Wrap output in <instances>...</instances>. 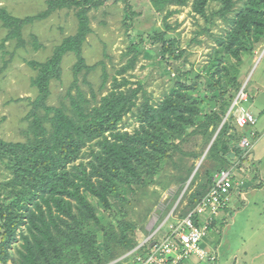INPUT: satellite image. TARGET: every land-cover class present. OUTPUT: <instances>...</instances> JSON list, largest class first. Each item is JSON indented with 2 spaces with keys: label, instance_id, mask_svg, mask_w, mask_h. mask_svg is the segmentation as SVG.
Segmentation results:
<instances>
[{
  "label": "rangeland",
  "instance_id": "obj_1",
  "mask_svg": "<svg viewBox=\"0 0 264 264\" xmlns=\"http://www.w3.org/2000/svg\"><path fill=\"white\" fill-rule=\"evenodd\" d=\"M93 1L94 7L87 10L91 33L83 46L84 64L89 70L83 69L75 79L73 66L77 62L76 57L70 53L64 55L60 64V78L50 81V95L46 104L58 106L66 101L64 96L67 90L77 80V87L90 100L91 107L95 106L106 95L110 78L135 57L134 69L127 71L124 77L142 85L149 99L146 103L158 107L165 98L178 92L181 85H187L193 89L189 102L196 104L200 112L192 119V124L182 125L178 132L164 136L169 150L166 157L157 163L154 177L128 189L120 186L108 212L89 198L100 225L85 223L83 228L94 235L93 246L98 257L85 263L79 255L75 258L71 251H67L64 253L66 256L61 258L67 259V263L63 264H136L138 247L157 232L153 240L159 241L172 218H182L191 211L190 200L204 191L211 178L223 168L221 161L226 162V166H239L248 171V177L245 175L241 180L255 176L253 168L256 169V163H252L256 154L254 145L250 151L240 154L228 150L230 148L225 153H211L210 149L229 116L228 132L244 134L245 130H241L236 123V116L247 112L246 106L252 104V98L248 95L255 75L264 67V38L260 44L251 45L250 56H247L248 52L239 60L228 57L217 43L231 30L230 21L246 0H233V12L225 18L216 14L221 7L220 2L209 0L206 19L193 11L194 0H188L185 7L169 5L164 11L154 8L151 0ZM0 8H5L15 17L24 18L45 11L46 5L45 0H0ZM169 11L175 13L165 23L163 19ZM76 12L77 8L60 9L47 19L29 24L22 29L20 40L7 39L9 31L0 23V141L25 144L30 138L28 127L33 120L38 92L32 86L37 72L29 63L45 62L54 47L75 34ZM165 24L169 28H165ZM159 34L173 44L175 56H178L176 60L161 58L160 44L153 45ZM33 42L39 45L38 49H34ZM104 68L109 79L102 90ZM242 87L246 88L242 91L247 97L241 99L233 109ZM74 89L72 87V93ZM93 97L96 99L92 100ZM220 103L226 105L221 108L222 111ZM143 104L144 100L140 97L136 106L117 123V132L134 135L143 125ZM216 112L222 115L220 124L210 120ZM93 145V142L87 144L80 152V158L67 167L70 169L72 165L89 162ZM257 150L258 156L261 155L260 169L264 177V139L257 145ZM5 155L0 159V203L9 200L11 187H16L12 180L16 160L9 154ZM254 185L252 182V189L244 190L245 199L236 194L231 196L227 209L217 217L204 240L208 247H220L221 259L218 264H264V191L261 186ZM16 190L20 193L21 187ZM19 204L25 207L29 201H20ZM4 206L8 208L0 210L1 225L6 222L10 211L19 212L17 225L13 224L14 239L9 245V253L16 257V250L22 243L20 234L25 233V210L21 206L20 209L10 208L9 201ZM114 232L127 234L136 244L122 251L112 241ZM0 264L13 262L7 259Z\"/></svg>",
  "mask_w": 264,
  "mask_h": 264
},
{
  "label": "trees",
  "instance_id": "obj_2",
  "mask_svg": "<svg viewBox=\"0 0 264 264\" xmlns=\"http://www.w3.org/2000/svg\"><path fill=\"white\" fill-rule=\"evenodd\" d=\"M218 1L221 7L217 15L225 18L233 12V0ZM208 2L194 0L193 11L206 19ZM187 3L188 0H151L152 6L158 11H164L169 5L185 7ZM45 5V11L24 18L15 17L5 8H0V23L9 31L7 39L17 40L21 39V31L25 26L47 19L57 10L77 8L75 34L54 47L45 62L29 63L37 72L32 79V86L38 92L33 120L28 127L30 138L25 144L0 141V159L2 155L9 154L16 160L15 176L12 179L16 187H11L9 193L13 200L0 203V210L8 208L4 206L7 201L10 208L18 209L20 201H29L25 207L21 206L25 210V233L20 234L22 243L16 250V257L9 253V245L14 239L13 224L18 221L19 212L10 211L6 222L0 224L2 263L11 259L13 264H63L67 263V259L61 258L66 256L64 253L67 251H71L75 258L79 255L85 263L98 257L93 246L94 235L83 228L85 223L100 225L96 209L89 198L97 201L104 211H110L111 200L117 196L120 186L124 185L128 189L155 176L157 163L166 157L169 150L164 136L178 132L182 125L192 124V119L200 115L196 104L189 102L193 89L187 85H181L178 92H173L174 95L165 98L158 107L146 103L149 99L142 85L124 77L127 71L134 69L135 57L110 78L106 95L95 106L91 107L90 100L77 87V80L67 90L64 96L66 101L58 106L47 105L50 81L60 78V64L64 55L70 53L76 57L77 62L73 66L75 79L83 69L89 70L84 64L83 46L91 33L87 10L94 7L95 1L45 0ZM174 13L167 12L164 22ZM230 22L231 30L223 40H217L222 52L234 60H239L248 52L247 56H250L251 45L260 44L264 38V0H246ZM165 28H169L167 24ZM34 43L36 50L39 45ZM156 44H160L162 59L178 58L172 48L173 44L165 41L163 34L156 36L153 45ZM105 70L101 81L102 90L106 88L109 79ZM72 87L75 88L74 93ZM140 97L144 100L143 125L132 136L126 132H117V123L136 106ZM222 98L224 100V95ZM225 106L221 104L220 111ZM217 113L210 120L220 124L223 118ZM229 118L221 126L210 149L211 153H225L227 148L238 154L243 152L238 146L242 134L228 132ZM92 142L93 150L89 152L91 160L72 165L69 169L67 166L78 160L82 149ZM221 162V169L230 167L226 166V162ZM211 186L212 180L204 191L193 196L190 200L191 209ZM17 187H21L20 193ZM112 241L122 251L136 244L132 237L120 232L112 233Z\"/></svg>",
  "mask_w": 264,
  "mask_h": 264
},
{
  "label": "built area",
  "instance_id": "obj_3",
  "mask_svg": "<svg viewBox=\"0 0 264 264\" xmlns=\"http://www.w3.org/2000/svg\"><path fill=\"white\" fill-rule=\"evenodd\" d=\"M244 98L242 91L233 108ZM255 122L249 112L236 116L239 128L253 126ZM238 146L242 151L251 147L247 139H242ZM237 171L236 166H230L217 172L212 178V186L186 216L172 218L159 241L153 240L158 232L143 241L135 256L136 264H218L217 249L206 246L204 240L220 212L228 207L237 184Z\"/></svg>",
  "mask_w": 264,
  "mask_h": 264
},
{
  "label": "crops",
  "instance_id": "obj_4",
  "mask_svg": "<svg viewBox=\"0 0 264 264\" xmlns=\"http://www.w3.org/2000/svg\"><path fill=\"white\" fill-rule=\"evenodd\" d=\"M245 96L247 97V95ZM248 96H250V99L252 98V102H251L252 104H250L249 106H246L247 107L246 110L255 118L256 122L253 126H247V127L241 128V130H245V131H244V134H242L240 141L242 139H247L251 145L250 148L252 149L253 145H254V148H256L255 149L256 154L254 155V162H252V163H256L255 165L253 164L254 166H256V169L253 168V171H254L253 174L255 175L254 177L250 178L249 180L248 179L241 180L242 177H244L245 175L246 177H248V174L246 173L248 171H245L244 169L237 166L238 167V171L236 173L237 174V178H236L237 184L234 186L232 190V195L236 194L237 196H241L242 199H245L244 196L246 193H244L245 192L244 190L251 188L252 182L255 183L254 186H258V187L261 186V190L264 191V187H263L264 177L260 169L261 164H262L261 159H260L261 155L258 156V150H257V145L259 144L261 140L264 139V67H262L261 72L259 74L255 75V78L252 81V88L250 89ZM250 138H251V141H250ZM250 148L248 150H245V152L250 151ZM249 182H250V185H249ZM242 186L244 187L240 188ZM221 213H223V211H221L220 214ZM217 251H218V262H219V260L221 259L220 247L217 249ZM262 255L264 256V253ZM192 261L196 263V259H193Z\"/></svg>",
  "mask_w": 264,
  "mask_h": 264
},
{
  "label": "water",
  "instance_id": "obj_5",
  "mask_svg": "<svg viewBox=\"0 0 264 264\" xmlns=\"http://www.w3.org/2000/svg\"><path fill=\"white\" fill-rule=\"evenodd\" d=\"M243 88H244V87H242L241 92H242ZM238 96H239V95H238Z\"/></svg>",
  "mask_w": 264,
  "mask_h": 264
}]
</instances>
